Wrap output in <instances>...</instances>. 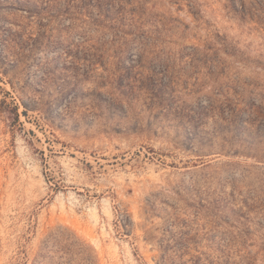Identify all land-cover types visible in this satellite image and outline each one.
<instances>
[{
	"label": "rangeland",
	"instance_id": "374dc122",
	"mask_svg": "<svg viewBox=\"0 0 264 264\" xmlns=\"http://www.w3.org/2000/svg\"><path fill=\"white\" fill-rule=\"evenodd\" d=\"M59 235L264 264V0H0V264Z\"/></svg>",
	"mask_w": 264,
	"mask_h": 264
},
{
	"label": "trees",
	"instance_id": "16d2710c",
	"mask_svg": "<svg viewBox=\"0 0 264 264\" xmlns=\"http://www.w3.org/2000/svg\"><path fill=\"white\" fill-rule=\"evenodd\" d=\"M59 239L52 238L59 245L60 256L54 258L52 251L45 246L43 254L37 264H98L93 250L85 241L74 235H59ZM58 241V242H57Z\"/></svg>",
	"mask_w": 264,
	"mask_h": 264
}]
</instances>
